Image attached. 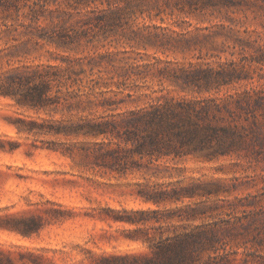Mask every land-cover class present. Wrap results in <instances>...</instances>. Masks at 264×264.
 I'll use <instances>...</instances> for the list:
<instances>
[{
	"label": "trees",
	"instance_id": "obj_1",
	"mask_svg": "<svg viewBox=\"0 0 264 264\" xmlns=\"http://www.w3.org/2000/svg\"><path fill=\"white\" fill-rule=\"evenodd\" d=\"M261 3L264 0H0V19L30 21L19 24L25 30L18 36L27 40L15 45L16 50L43 43L68 53L60 64L0 74V96L36 114L13 121L17 132L50 138L33 147L70 159L80 173L141 175L145 183L137 184V198L155 206L103 208L99 218L134 226L129 238L145 250L96 255L84 249L87 264H264V187L220 204L218 196L232 191H220L218 182L201 179L184 184L187 170L179 167L189 159L211 163L220 158L264 165V84L254 86L253 75L256 69L264 72V51L218 68V25L189 30L192 24L185 20L218 18V8L246 12ZM145 17L162 24L183 19L181 30L140 26L138 20ZM262 41L238 37L234 47L245 53ZM148 49L183 57L206 51L211 61L199 56L202 61L185 65L158 57L144 61L141 53L140 59L131 56ZM148 79L161 88L138 84ZM231 87L233 93L218 97ZM173 178L182 179L166 186L156 181ZM48 203L58 208L46 209V217L9 215L0 218V227L30 238L44 228V220L70 218L62 205ZM15 253L18 257L0 250V264H54L39 251L18 248Z\"/></svg>",
	"mask_w": 264,
	"mask_h": 264
},
{
	"label": "rangeland",
	"instance_id": "obj_2",
	"mask_svg": "<svg viewBox=\"0 0 264 264\" xmlns=\"http://www.w3.org/2000/svg\"><path fill=\"white\" fill-rule=\"evenodd\" d=\"M1 17L3 14H0ZM182 20L175 24L176 20L167 19L162 24L159 20L151 21L145 17L139 19L138 24L169 26L180 31L178 25L182 24ZM185 20L192 24L189 30L218 25V68L230 62H239L244 57L251 59L264 51L259 50V44L264 43V3L252 6L246 12L218 8V18L192 16ZM22 22L27 24L30 21L22 18L17 22L13 19L5 22L0 19V74L23 66L60 64L59 59L67 56L68 53L55 46L42 45L43 43L36 46L34 43H29L24 50H16L15 45H23L27 40L23 36H18L25 30L19 27ZM183 27L187 28L188 24H184ZM16 28H18L17 32H15ZM15 36L19 39L18 42L14 40ZM238 37L259 41L263 39V41L244 53L239 47H234ZM118 49L123 50L122 47ZM111 51L116 50L112 48ZM137 53H141L144 61L158 57L187 65L189 62L202 61L198 60L199 56L208 60L205 57L206 51L183 57L164 55L156 53L154 49H148L131 53V56L140 59ZM71 55L74 56V53ZM253 68L257 66L254 65ZM259 74L264 76L263 71L256 69V73L253 74L254 86L264 84V80L258 81ZM138 84L144 86V89L161 88L156 80L148 79L146 83L138 82ZM165 86L167 87V84ZM238 87L237 85L235 88ZM233 89L234 87L223 88L218 93V97L228 92L233 93ZM172 95L179 97L184 94L173 92ZM23 116L35 117L36 114L18 106L13 100L0 96V218L9 215L46 217L44 213L46 209L58 208L48 202L62 205L68 210L70 218L64 222L42 221L45 224L44 228L30 238L0 227V250L6 253L12 252L17 257L15 252L18 248L24 251H39L53 258L54 264H87L84 249L96 255L144 251L145 247L142 243L134 242L129 238L134 226L113 221L106 222L99 218L102 209L107 207L117 210L155 208L153 204H146L137 198V191L140 189L137 184L145 183L144 178L141 175L118 177L116 174L97 171L80 173L70 159L33 147V145L42 146V140H50V138L19 134L12 122ZM12 145L17 147L14 151L10 150ZM2 146L6 149H2ZM179 167L187 170L184 184H187L190 178L201 179L204 182H218L220 191H232L231 194L222 193L218 196L220 204L223 203L222 199L233 200L235 196L248 192L255 193L264 187V165L248 160L220 158L215 162L204 163L189 159L180 162ZM181 179L156 181L166 186L169 182ZM247 184L256 186L248 189L245 186ZM235 187L237 191L234 190ZM168 206L174 208L177 205ZM2 223L3 221L0 220V225Z\"/></svg>",
	"mask_w": 264,
	"mask_h": 264
}]
</instances>
